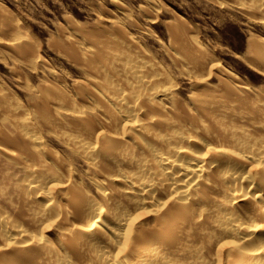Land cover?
<instances>
[{"label": "bare ground", "instance_id": "1", "mask_svg": "<svg viewBox=\"0 0 264 264\" xmlns=\"http://www.w3.org/2000/svg\"><path fill=\"white\" fill-rule=\"evenodd\" d=\"M94 40L65 46L85 81L42 88L33 119L0 95V264H264V90L211 87L194 51L183 101L129 41ZM42 131L85 160L96 195Z\"/></svg>", "mask_w": 264, "mask_h": 264}, {"label": "rangeland", "instance_id": "2", "mask_svg": "<svg viewBox=\"0 0 264 264\" xmlns=\"http://www.w3.org/2000/svg\"><path fill=\"white\" fill-rule=\"evenodd\" d=\"M90 36L99 43L129 41L137 56L169 76L171 92L183 101L200 84L184 74L192 63L181 60L194 51L213 65L206 78L211 87L228 79L252 93L264 90V58L255 59L249 48L253 41L264 53V0H0V95L23 104L33 119L42 88L73 94L85 74L65 46L94 50L98 42ZM24 43L27 50L19 46ZM40 135L47 150L69 161L71 175L83 189L96 195L85 160L53 134ZM2 203L7 210L8 203ZM149 220L148 215L141 218ZM56 229L46 233L54 242L60 236Z\"/></svg>", "mask_w": 264, "mask_h": 264}]
</instances>
